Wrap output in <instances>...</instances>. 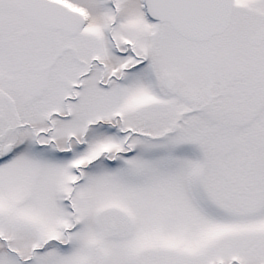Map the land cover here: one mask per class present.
<instances>
[{
  "label": "snow or ice",
  "instance_id": "1",
  "mask_svg": "<svg viewBox=\"0 0 264 264\" xmlns=\"http://www.w3.org/2000/svg\"><path fill=\"white\" fill-rule=\"evenodd\" d=\"M0 264H264V0H0Z\"/></svg>",
  "mask_w": 264,
  "mask_h": 264
}]
</instances>
